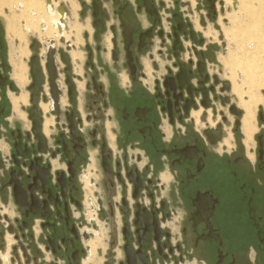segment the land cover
I'll return each mask as SVG.
<instances>
[{"label": "flooded vegetation", "instance_id": "flooded-vegetation-1", "mask_svg": "<svg viewBox=\"0 0 264 264\" xmlns=\"http://www.w3.org/2000/svg\"><path fill=\"white\" fill-rule=\"evenodd\" d=\"M99 1V28L93 0L83 8L104 46L87 43L84 64L55 48L54 87L40 61L36 104L30 62L15 75L27 85L12 75L4 28L0 197L27 262L264 264V107L251 145L257 111L246 121L181 0ZM58 21L53 36L46 26L57 44L70 40ZM30 49L39 56L40 44Z\"/></svg>", "mask_w": 264, "mask_h": 264}, {"label": "crops", "instance_id": "crops-1", "mask_svg": "<svg viewBox=\"0 0 264 264\" xmlns=\"http://www.w3.org/2000/svg\"><path fill=\"white\" fill-rule=\"evenodd\" d=\"M78 5L81 4L82 8L84 4L88 3L87 0H73ZM185 1V0H181ZM188 1V5L181 6L180 3L177 8L180 11L185 12L189 19L191 16H195L196 20H192L195 29L197 32L201 33L208 42L212 43L213 46L216 47V58L219 62L220 69L222 68L225 70V59L226 56H222V52L226 51L227 56L230 55L229 49L232 48L235 57L241 58L243 57V49H249L252 53L259 52L261 48L264 47V0H217L214 6H210L206 0H186ZM12 0H0V17L3 16H12V10L15 11L17 14L24 11L25 7L23 4L21 5H13L12 8H8L5 3H10ZM55 3L59 5V3H63L69 12V17H72V21L68 23V27L66 28V32L71 35L70 40L61 41V44H57V47L60 49L65 48L67 45L72 46L75 49L71 50L72 59L75 61H79L80 63H85L86 56L81 49L87 44L97 45L99 42H102L99 39H95V28L93 27L92 17L90 19H85L84 23H81L78 8L74 11V3L72 0H54ZM195 4V5H194ZM22 6V7H21ZM21 7V8H20ZM196 8V11H194ZM33 12V10H32ZM21 15V14H19ZM25 15V14H24ZM68 17V20H69ZM142 26L146 28L149 23L147 19L141 17ZM23 27L26 26V23L22 20ZM28 24V23H27ZM40 24V22H39ZM82 27L81 34L78 36L77 31H72V27L77 25ZM10 29H14L10 27ZM5 27V37L7 42V49H8V60L13 67V77L15 79L16 76L20 77L23 81V68H20L18 71V75H16V69L20 65H24L27 68V75H28V60L31 57V38L35 37L36 42L40 45H45L48 39V35L46 34V30H42L41 33H37L35 31L31 32H24V34L20 30H16L15 33L19 37L10 36L8 35V29ZM28 27L31 26L28 24ZM89 27L92 28V32L90 31ZM211 27L213 29H211ZM28 29L24 27V31ZM86 35V36H83ZM81 35V37H80ZM22 36L24 38H22ZM222 37V38H221ZM34 40V41H35ZM222 42H226L229 47H225V51H223ZM74 50V51H73ZM77 50V51H76ZM79 50V51H78ZM73 53L78 54L79 56L74 59ZM261 55V53H258ZM255 54L252 56V59L248 62L237 60L235 61V65L237 66L236 69L239 67L243 69V73H247L248 77L245 78V83L248 84L247 89L241 90L242 92H252L253 100L246 104L247 109V116L246 121L252 119L254 117L255 110H258V106L261 103H264V97L260 94L259 90L262 88V75L260 74V56ZM30 56V57H29ZM96 56V55H95ZM262 57L264 55H261ZM102 60L104 61V54L101 55ZM96 60V59H95ZM73 61V62H74ZM76 63V62H74ZM230 63V61L228 62ZM232 64V66L234 65ZM102 66V64H100ZM76 70L78 72L82 71L81 65L76 66ZM221 69V70H222ZM228 73L232 75V71L227 69ZM240 70H236V75L243 76ZM241 74V75H240ZM16 75V76H15ZM234 77V76H233ZM18 80V79H17ZM230 80V79H229ZM249 80V81H248ZM231 81V80H230ZM19 83H21L18 80ZM232 82V81H231ZM29 83V81L25 83H21L20 86H25ZM242 82L239 80L238 84ZM233 85V84H232ZM240 86V85H239ZM234 87V85H233ZM236 97H239L240 101L241 98L239 94L234 92ZM246 99V98H245ZM250 100V97H248ZM242 103V102H241ZM16 110H18L19 105L17 106L14 102ZM243 108V106H242ZM244 109V108H243ZM257 114V113H256ZM257 122V119H256ZM247 123V122H246ZM247 131L249 130V126L247 125ZM244 133V130H243ZM245 135V144L247 140V136ZM254 137V135H253ZM2 201V202H1ZM0 204H6L5 206L12 212L13 215V204H7L1 197H0Z\"/></svg>", "mask_w": 264, "mask_h": 264}, {"label": "rangeland", "instance_id": "rangeland-1", "mask_svg": "<svg viewBox=\"0 0 264 264\" xmlns=\"http://www.w3.org/2000/svg\"><path fill=\"white\" fill-rule=\"evenodd\" d=\"M80 1H82V0H80ZM91 1L92 0H87L86 2L88 3V5H91ZM101 1L103 3V8H104V0H101ZM72 2L76 4V7L75 8L73 7L74 11H76V9L78 8V12L80 14L79 17H80L81 23H84L85 19H87V20L90 19V17H91L90 7H88V9L86 11L84 8H82L81 4L78 5L73 0H72ZM5 4H7L6 6H8V8H10V9L12 8L13 5H17L18 6V5L23 4L24 7H25L24 11H22L21 13H19L21 15L17 14L15 11L12 10V16H3V17H0V20L3 23V26L5 25L7 27V29H8V35H9V37L10 36H14V38L15 37H19L15 33L16 30L17 31L20 30L23 34H24V32L25 33L26 32H31L29 30H27V31L25 30L24 31V27H26V26L23 27V24H21L22 23V20L24 22H27L31 26V28H32L33 31H35L37 33L38 32L41 33L40 24H39L40 20L41 19H45L46 21L49 22L50 19L52 18L47 13V10H46V0H12V2H10L9 4L8 3H5ZM108 4H109L108 7L111 8V5L112 4L110 2ZM180 5L184 7V5H188V1H186V0L185 1H180ZM32 10H33V12H31ZM194 11H196V8H195ZM70 19L72 21V17L71 16L69 17L68 23L70 22ZM191 19L192 20H196V17L195 16H191ZM9 24H11L10 27L14 28L13 30L9 28V26H8ZM81 28L82 27H79L78 24H77V25H74L72 27V31H77L78 32V36H79V34L82 33L81 31L82 30L84 31V29H81ZM92 28L93 27H89V29H90L91 32L93 31ZM211 29H213V28L211 27ZM48 35L49 36H53V34H51L50 31L48 32ZM83 36H86V35L83 34ZM67 37L68 38H71V35L68 34ZM80 37H81V35H80ZM34 40H35V37H32L31 38V41H30V44H32ZM100 41L102 42V46H104V33L100 36ZM59 44H61V42ZM226 46L229 47V45L226 44V42L225 43L222 42L223 51H225V47ZM40 47H41V49H43L41 45H40ZM261 49H262V51L261 50H258L259 52H257V53H252L251 50H249V49H246V50L243 49V57H241V58L235 57L232 48L229 49V52H230V55L229 56H227L226 51L225 52H222V56H226L225 59H223L224 62H225V68L226 69L225 70H223L222 68H221L222 70L220 69L221 76H223L224 78H228V79H230L232 81V84L234 85V87L236 86V90H234V92L237 91L236 93L239 94V96L242 95V96H248V97H250V101L254 99L253 96H252L253 95L252 92L250 91V92L244 93V92L241 91V90H244V89L246 90L247 87H248V84H246L245 83V80H244L245 78L248 77V75H247V73H243L242 72L243 71L242 68L239 67L238 69H236L237 66L234 63L237 60H241V61L243 60V61L248 62V61H250L252 59V56H254L255 54H258V53H261V55H264V47L261 48ZM29 53H31V55L34 54V52L32 50ZM258 55L260 56V62H261L260 74L261 75L263 74L262 75L263 81H262V84H261L262 88L259 90V92L264 97V56L262 57L260 54H258ZM30 60H31V57L29 58L28 63L30 62ZM229 61H230V63H228ZM232 64H234V65L232 66ZM227 69L228 70L230 69L232 71V75H230L228 73ZM236 70H240L242 72L243 76L240 77V76L236 75ZM28 75H29V68H28ZM27 80H29L28 77H27V79H26L25 82H27ZM239 80L242 82L241 84H239L240 86L237 85ZM19 84L21 85V83H19ZM239 89H241V90H239ZM233 100L238 104V106L240 108H242V106H243V108H245V105H246L245 103L246 102H244L243 100L240 101L239 97L233 96ZM262 107H264V103H261L258 106V110H257V114H256L257 130L254 133L253 140L257 137V134L259 132H262V127H261V125L259 123V119H258V111L259 110H262ZM253 144H255V140L252 142L251 145H253ZM4 205H6V204H4ZM11 214H12V212H11ZM94 248H96V247H94ZM95 263L96 264H101V261L95 262Z\"/></svg>", "mask_w": 264, "mask_h": 264}, {"label": "built area", "instance_id": "built-area-1", "mask_svg": "<svg viewBox=\"0 0 264 264\" xmlns=\"http://www.w3.org/2000/svg\"><path fill=\"white\" fill-rule=\"evenodd\" d=\"M62 4L63 3H59V7L57 6L58 9L61 10L63 7ZM53 7L57 9L54 5ZM63 11L65 16H69L68 10ZM35 44L38 45L39 43L35 40L31 44V47L34 48ZM53 44L56 45L55 41L48 39L45 45H41L43 49L40 50L39 57L43 64L46 62L47 53L50 48H57V45L55 46ZM11 221V212L4 204H0V224L3 226L4 230L3 233H0V264H29L25 257L26 243L23 240L22 234L12 227ZM10 229H12V231H10Z\"/></svg>", "mask_w": 264, "mask_h": 264}, {"label": "water", "instance_id": "water-1", "mask_svg": "<svg viewBox=\"0 0 264 264\" xmlns=\"http://www.w3.org/2000/svg\"><path fill=\"white\" fill-rule=\"evenodd\" d=\"M63 6H65L64 4H62ZM93 10H94V17L96 18V20L94 21V26L99 28V24H100V18H99V14H100V1L99 0H93ZM128 9H130V7H127ZM175 17H177V15H175ZM181 21L179 23L178 29H181ZM178 40L176 41L177 44ZM36 46V44H35ZM34 46V48H35ZM5 54V41H4V27L0 21V57L4 60ZM55 49L50 48L49 52L47 53V57H46V70L48 72V75L50 77V82L52 87H54V80H55V71H56V62H55ZM62 57L64 59V61L66 63H69L68 57L62 53ZM30 74H31V78H32V84L30 86V91L32 92V103L36 104V97L37 94L40 91V83H41V79H42V70H41V65H40V57L35 54L34 56H32L31 60H30ZM186 78V77H185ZM177 80L179 81L181 86H184V84L180 79V76H178ZM36 108V107H35ZM36 110V109H35ZM21 205V204H18ZM3 226L0 224V233H3ZM10 231H12V229H10Z\"/></svg>", "mask_w": 264, "mask_h": 264}, {"label": "bare ground", "instance_id": "bare-ground-1", "mask_svg": "<svg viewBox=\"0 0 264 264\" xmlns=\"http://www.w3.org/2000/svg\"><path fill=\"white\" fill-rule=\"evenodd\" d=\"M53 1L54 0H48V2H47V0H46V4H47V9H48V13L49 14H51V15H53L54 13H53V10L52 9H54L55 10V8L53 7ZM53 4V5H52ZM59 7V6H58ZM58 7H57V11H58V13L60 14V16H61V19H60V21H58V19H59V16L56 14L55 16H52V18L50 19V21L48 22V21H42V28L44 29V30H46V26H47V24L48 25H50L51 26V29H50V33L52 34L53 33V31L55 30L54 29V27H53V25H54V22H56V21H58L59 23H58V29H59V32H60V34L61 35H63V31H64V29H66L67 27H68V15H64L65 13H64V11L63 10H66L67 11V7L66 6H63L62 8H61V10L60 9H58ZM76 7V4L74 3V8ZM60 10V11H59ZM32 12V11H31ZM55 26H57V25H55ZM56 32V31H55ZM57 33V32H56ZM67 37V36H66ZM55 39H58V35L56 34L55 35V37L54 38H52V39H49V40H54L55 41V43L57 44V41L55 40ZM67 39H68V37H67ZM61 41H66L65 40V38H61ZM53 45H55V44H53ZM56 46V45H55ZM52 49H55L54 47H51Z\"/></svg>", "mask_w": 264, "mask_h": 264}]
</instances>
